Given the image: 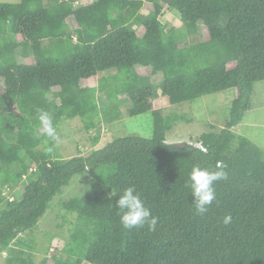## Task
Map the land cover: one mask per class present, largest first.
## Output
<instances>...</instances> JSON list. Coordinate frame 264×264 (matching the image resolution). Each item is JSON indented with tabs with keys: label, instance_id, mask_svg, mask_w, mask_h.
I'll return each instance as SVG.
<instances>
[{
	"label": "trees",
	"instance_id": "1",
	"mask_svg": "<svg viewBox=\"0 0 264 264\" xmlns=\"http://www.w3.org/2000/svg\"><path fill=\"white\" fill-rule=\"evenodd\" d=\"M71 2L0 3L4 264H36L24 252L34 241L21 235L33 232L63 189L90 170L91 190L61 202L76 216L70 243L40 264H264V150L234 130L252 107L255 85L264 82V0H83L74 8ZM165 6L179 12L181 28L162 22ZM154 76L162 80L142 84ZM233 89L239 96L225 128L203 133L195 142L202 149L168 143L186 116L155 110L160 92L175 106ZM40 110L50 114L57 135L65 120L81 118L90 131L147 112L155 134L126 135L68 159L43 133ZM218 164L227 177L216 182L209 211L198 215L189 174ZM131 186L158 217L154 231L120 224L115 204ZM227 215L233 219L225 226Z\"/></svg>",
	"mask_w": 264,
	"mask_h": 264
},
{
	"label": "rangeland",
	"instance_id": "2",
	"mask_svg": "<svg viewBox=\"0 0 264 264\" xmlns=\"http://www.w3.org/2000/svg\"><path fill=\"white\" fill-rule=\"evenodd\" d=\"M74 0L70 3L73 8L81 7L86 2L95 0ZM20 0H0V3H19ZM161 20L167 28H181L182 21L178 11L167 6L164 7ZM202 33L208 37V31L204 27ZM147 75V70L141 72ZM141 76V77H143ZM106 77L114 78L113 74H102L96 79L103 80ZM152 79L142 78V84L150 85L152 82H159L161 77H151ZM97 81L89 82L91 86L97 85ZM97 92V91H96ZM239 96L237 89L226 92L205 94L201 99L193 103L181 105H171L169 99L164 97L161 92L158 94L154 104L155 110H161L165 116L182 115L186 119L175 124L169 132L167 141L170 144L176 143H195L205 132L221 131L225 128L226 122L230 117L231 107L235 99ZM251 109L246 113L245 122L236 127L237 136L246 137L248 140L264 150V82L255 85L251 99ZM245 124L250 126L245 127ZM84 122L81 118L63 121L58 128L56 144L60 153L65 158H73L83 153L89 155L94 150H101L115 139L130 134H136L146 139H152L155 134L154 119L152 112H147L139 116H123L113 123H101L98 128L86 131ZM100 135L99 144L92 146L93 138ZM93 172L88 171L87 175L76 176L68 187L63 189L62 194L58 195L52 202L51 208L41 219L37 228L33 232H26L21 235L24 240L34 241V249L29 251L24 249L25 254L31 255L36 264L44 260L52 262L51 259L58 255L71 241V234L75 228L76 216L66 213L61 209V202L72 197H81L88 193L94 181ZM93 181V182H92ZM6 252L0 254V264L5 263Z\"/></svg>",
	"mask_w": 264,
	"mask_h": 264
},
{
	"label": "clouds",
	"instance_id": "3",
	"mask_svg": "<svg viewBox=\"0 0 264 264\" xmlns=\"http://www.w3.org/2000/svg\"><path fill=\"white\" fill-rule=\"evenodd\" d=\"M38 119L42 126L43 133L55 141L57 129L53 125L50 114L40 110ZM195 146L202 149V143H195ZM227 177V173L220 164L217 170L212 171L200 166H194L189 174L187 187L191 190L193 196V205L198 215H204L209 211L213 202L216 200L215 184L217 181ZM115 208L120 213V224L126 230L142 228L147 225L150 231L157 227L158 217L152 214L149 207L141 199L140 194L134 186L123 190V194L116 201ZM232 216L227 215L223 218V224L228 226L232 223Z\"/></svg>",
	"mask_w": 264,
	"mask_h": 264
},
{
	"label": "crops",
	"instance_id": "4",
	"mask_svg": "<svg viewBox=\"0 0 264 264\" xmlns=\"http://www.w3.org/2000/svg\"><path fill=\"white\" fill-rule=\"evenodd\" d=\"M246 116H247V114H245V117H246ZM242 123H246V122H245V118H244V121H243ZM242 123H241L240 125H242ZM248 126H250V124H245V127L248 128Z\"/></svg>",
	"mask_w": 264,
	"mask_h": 264
}]
</instances>
